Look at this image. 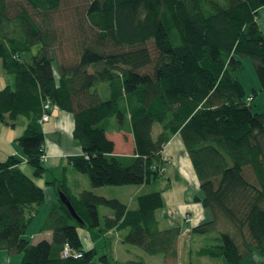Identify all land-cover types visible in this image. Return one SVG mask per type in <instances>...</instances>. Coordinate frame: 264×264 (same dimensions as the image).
Here are the masks:
<instances>
[{
  "label": "trees",
  "instance_id": "1",
  "mask_svg": "<svg viewBox=\"0 0 264 264\" xmlns=\"http://www.w3.org/2000/svg\"><path fill=\"white\" fill-rule=\"evenodd\" d=\"M63 2L0 0V62L14 76L13 87L0 89V122L14 127L19 116L26 118L16 143L32 168L29 177L16 156L0 160V250L19 253L20 264H94L96 244L84 247L83 229L91 241L119 233L121 242L176 264L180 228H161L156 215L162 189L138 194L130 208L92 190L71 193L67 167L93 188L151 185L166 179L164 147L178 134L202 192L195 201L211 216L192 227L208 243L191 255L227 264H240L252 251L264 255V112H253L239 80L241 59L248 57L264 93L258 23L264 0H86L71 10L68 31L57 22L66 15ZM64 46L72 47L73 58ZM46 102L72 115L71 136L80 149L60 171L44 162L39 120ZM109 124L131 134L132 155L114 153ZM39 178L67 196L83 224L57 196L39 228L51 238L34 242L26 230L45 200ZM100 207L111 214L100 218ZM65 247L81 257H63ZM99 261L145 264L109 254Z\"/></svg>",
  "mask_w": 264,
  "mask_h": 264
},
{
  "label": "rangeland",
  "instance_id": "2",
  "mask_svg": "<svg viewBox=\"0 0 264 264\" xmlns=\"http://www.w3.org/2000/svg\"><path fill=\"white\" fill-rule=\"evenodd\" d=\"M85 3H86V0H64L63 7H62L63 9L61 12H65L66 15L64 14L58 15L60 16V18L57 19V22L58 20L59 21L62 20L60 22L63 23L62 24L63 28L64 29L66 28L68 31L70 27L68 28V25L65 23L68 21V20L66 21V19L69 18L70 20L71 18H73L74 11H71V10L76 9V8H82V6H84ZM258 23H259V26L262 29H264V9H262L258 15ZM71 46H69V48L67 46H64V47L66 48V50L68 49L71 50L72 49ZM70 50H68V53L65 54V56H67L66 58H69L71 54ZM62 51L64 52V50ZM75 51H76V47H75ZM60 56H62V53H60ZM71 56L70 58L74 57L73 53ZM241 62H242L243 69L239 76V80L244 88L245 94L246 96H250V95L252 96L251 106H252L253 112L263 113L264 112V93L260 91L259 82H258L256 73H255L254 67L252 65V62L250 58L248 57L242 58ZM6 85L13 87L14 76L11 74L5 73L4 70L2 69L1 62H0V89L5 87ZM98 89L101 92L102 97L106 98L107 92L105 90V85L99 84ZM54 110L55 109H50V111H48L49 113L48 120L42 121V123L40 122L41 126L43 127V132L44 134H46V136L45 135L44 136H45V147H47V149L50 148L53 143H55L54 141L55 125L52 119V114ZM20 122L26 123V120L24 119V117L22 116L18 117V121L16 125L14 126V128H16L15 131L17 132L21 131ZM107 129H108L107 133L110 135V137H113L116 140L117 147L119 149H122L123 151L125 150L128 151L129 136L127 135V133L116 131L113 124L111 125L109 124L107 126ZM158 131H159V127L156 124L153 128V132L158 133ZM67 140H71V139L67 138ZM66 144H67L66 139L62 138L61 145H66ZM18 148L20 147L18 146ZM20 150L22 151L21 148ZM45 157H46V152L44 155V162H45V166L49 168L59 169L58 171H60L61 168L68 166L66 159L64 157L48 156L46 161H45ZM167 160L169 163L170 158H167ZM183 161H184V158H183ZM178 162L179 164H182V159L180 158V156L178 158ZM22 166H23V171L26 172V175L28 174V176H30L32 168L29 165L25 164V161ZM174 167H175L174 163L170 164L168 166V171L171 172ZM182 168H184L183 164H182ZM177 169H180V168H177ZM67 176L69 178L72 177L71 180L73 179L71 186L82 184L80 180L78 181L77 179L78 177L83 180V184H86L85 185L87 187L86 189L94 191L96 195L105 196L108 198L113 197V198H116L124 202L125 204L129 206L130 205L135 206V200L131 202L130 199L134 198V196L136 195V191H138V194L139 193L142 194V193H147L150 191L163 189L167 181L166 179L157 180L150 186L147 185L146 187H144V189L141 191V189H139L140 186H135V185L103 186V187L93 188L91 187L86 175L77 173L70 167H67ZM34 181L38 186L42 187V189L44 190L45 200L43 204L39 207V210L36 212L31 222L29 223L27 230H26V236L29 237L31 241L37 242V241H40L41 239H44V233L39 232L41 221H42V218L44 216V213L47 207L51 206L52 203L57 201V194L52 185L45 183L44 178L34 179ZM167 189L168 188H166V190ZM174 190L175 191H170L169 194L166 192L164 193V199H165L164 201L166 203V207L163 211H160V214L162 215L163 218L165 217V219H167L168 217V220H169L168 223L171 226H177L180 228L176 264H190V263L192 264H227L225 259L223 258L219 259V258H210V257H199L197 255L190 256V248L202 246L204 244H207L208 241L206 240V238L200 237L197 235H194V238H192L191 240V235H192L191 229H192L193 223H187L184 219H182L180 215L178 216L177 211L175 209L176 207L178 210V206L174 204V201L172 202L171 198L168 199V196H171V194H176L177 198L181 196V194L179 193L181 192L179 185H176V188ZM163 191H165V189ZM104 210H106V214L110 211L107 208L100 207L99 208L100 218H102V215L104 214ZM208 220L209 219H207L206 221ZM187 221L190 222V218H188ZM185 227L188 228V231L190 233L189 236L183 233V229ZM92 231L97 232L96 229ZM79 234H80V238H81V241L84 247H90L94 245L89 238L90 237L89 231L79 229ZM121 234L122 233H120V235ZM119 238H120L119 233H115L112 235L108 233L106 237L102 236L94 240L96 244V249H97V255L94 259V262H95L94 264H103L102 262L99 261V256L103 254H107V255L109 254L113 259L119 262H124L130 259L139 258V259H142L145 264H172L171 259H165L162 255H148L144 253L143 250L137 246L121 242V239ZM191 241H192V244H191ZM263 261H264L263 254H260L256 251H252L251 254H249L247 257L241 260L240 264H254V263L261 264ZM20 262H21V255L19 253L10 254L6 251L0 250V264H20Z\"/></svg>",
  "mask_w": 264,
  "mask_h": 264
},
{
  "label": "crops",
  "instance_id": "3",
  "mask_svg": "<svg viewBox=\"0 0 264 264\" xmlns=\"http://www.w3.org/2000/svg\"><path fill=\"white\" fill-rule=\"evenodd\" d=\"M24 119L26 120L25 117ZM52 119L55 125V139H54L55 143H53L52 146L48 149L47 147H44L45 152H46L45 161L47 160L48 156L65 158L67 155L80 153V149L78 145L74 142L71 136V131L73 127L72 115L62 112L58 109H55L52 114ZM17 121L18 119L16 120V123ZM20 123H21L20 124L21 131L17 132L15 131L16 128L9 127L5 123L0 122V160H4L8 156H11V155L16 156L17 158L21 160L20 169L23 171L22 165L24 161H25V164L27 163H26V159L24 157L23 152L17 146L18 144L16 143V139L22 135L23 133L22 130H24L25 128L24 126L26 125V123L25 122H20ZM44 135L46 136V134ZM127 135L129 136V140H128L129 147H128V151L126 150L123 151L122 149H119L117 147L116 140L113 137H110V135L107 133V137L111 139L115 144V148H114L115 154L132 155L134 153L133 138L131 134L129 133H127ZM66 137L71 140H67ZM62 138L66 139L67 141L66 145H61ZM163 153L164 155H166L167 158H170V162L169 163L167 162L164 164V176L168 180L170 186L168 187L167 190L165 187L162 189V190L165 189V191H162L163 207L159 211L156 212L160 227L166 228V227L171 226L168 223L169 222L168 217L167 219H165V217L163 218L162 215L160 214V211H163L166 207V203L164 201L165 200L164 193L166 192L169 194L170 191H175L174 189L176 188V185L180 186L181 192L179 193L181 194V196L177 198L176 194H171V196H168V199L171 198L172 202L174 201V204L178 206V210L174 206L177 211L178 216L180 215L182 219H184L187 223H193L192 227L195 226V224L198 225L206 221L207 219H210L211 218L210 213L206 209H204L199 202L195 201L196 197H200V198L202 197V192L199 188L198 179L196 177L194 169L190 161L188 160L189 158L183 146L182 140L178 134H174L170 137V139L168 140V142L166 143L164 147ZM179 156L182 159V164L184 165V168H182V164H179L178 162ZM183 158H184V161H183ZM173 163L175 167L172 169L171 172H169L168 166ZM176 167L180 169H177ZM23 172L26 174L25 171ZM30 176L32 177V170H31ZM71 178L67 176V184H68V188L70 189L71 193L77 194L87 188L85 186L86 184H83V180L78 177H77L78 181L80 180L82 184L71 186L73 182V179L71 180ZM146 186H140L139 189H141L142 191L144 187ZM137 195H138V191H136V195L134 196V198L130 199L131 202L135 200V197ZM129 207L134 208L135 206L130 205ZM104 213H106V210H104ZM107 214L110 215L111 212H108ZM188 218H190V222L187 221ZM183 233H185L187 236L190 235L187 227L183 229ZM110 234L112 235L114 233H110ZM50 238H51V233L44 232V239L50 240ZM192 238H194L193 234L191 235V240ZM92 243L95 245V241H92ZM191 244H192V241H191ZM177 248H178V243H177ZM191 250L192 248H190V256H191Z\"/></svg>",
  "mask_w": 264,
  "mask_h": 264
},
{
  "label": "built area",
  "instance_id": "4",
  "mask_svg": "<svg viewBox=\"0 0 264 264\" xmlns=\"http://www.w3.org/2000/svg\"><path fill=\"white\" fill-rule=\"evenodd\" d=\"M44 108V112L43 114L41 115V118H40V122L42 123V121H46L48 120L49 118V113L48 111H50L51 109V106L48 102H46L43 106ZM62 256L63 257H68V256H72L73 258L77 259V258H80L81 257V253L78 252V251H71L68 247H65L62 251Z\"/></svg>",
  "mask_w": 264,
  "mask_h": 264
},
{
  "label": "water",
  "instance_id": "5",
  "mask_svg": "<svg viewBox=\"0 0 264 264\" xmlns=\"http://www.w3.org/2000/svg\"><path fill=\"white\" fill-rule=\"evenodd\" d=\"M57 196L59 202L62 203L67 208L72 218L76 220V222H78L79 224H83L81 218L76 214L67 196L62 191H58Z\"/></svg>",
  "mask_w": 264,
  "mask_h": 264
}]
</instances>
